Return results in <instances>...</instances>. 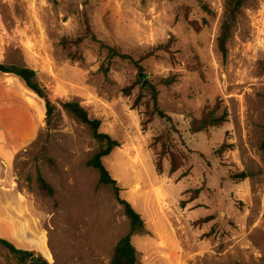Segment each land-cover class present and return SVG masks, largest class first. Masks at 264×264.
<instances>
[{
    "label": "rangeland",
    "instance_id": "rangeland-1",
    "mask_svg": "<svg viewBox=\"0 0 264 264\" xmlns=\"http://www.w3.org/2000/svg\"><path fill=\"white\" fill-rule=\"evenodd\" d=\"M225 2L0 0V62L33 69L57 106L47 118L45 100L26 93L43 107L29 99L37 136L14 166L0 164V204L16 221L0 218L4 240L15 243L17 225L16 247L48 264H111L129 233L113 189L88 166L100 144L62 107L77 101L120 143L103 162L145 221L147 234L132 238L137 264H264V0L243 8L226 57L217 48ZM86 18L100 40L146 57L145 88L129 63L103 73L104 55L88 41L83 61L70 58L63 41L84 35ZM149 85L171 121L150 118ZM218 103L225 125L193 134ZM0 264H19L1 244Z\"/></svg>",
    "mask_w": 264,
    "mask_h": 264
},
{
    "label": "trees",
    "instance_id": "trees-1",
    "mask_svg": "<svg viewBox=\"0 0 264 264\" xmlns=\"http://www.w3.org/2000/svg\"><path fill=\"white\" fill-rule=\"evenodd\" d=\"M250 1L251 0H226L225 2L220 34L217 38V48L224 57L227 56L228 43L232 37L235 27L237 26L243 8ZM204 9L207 12H210L207 6H204ZM87 41L97 46L100 52L104 55V63L101 66L103 73H109L119 62H124L131 64L132 66L136 67L141 72V74H144V68L141 64L146 59V57L142 56L136 59L134 55L123 52L121 48L109 45L106 42L100 40L94 33L88 18H86L85 22L84 35L77 38L65 39L63 41V46L68 51V55L72 60L83 61L84 56L81 47ZM0 72L15 75L24 84L26 89L41 99H44L46 102L47 118L52 117L57 109V106L51 101L47 90L43 88L38 82L37 74L33 69L26 66H6L0 62ZM140 75L137 76L136 83L141 84L144 87V83H142ZM165 82L170 84L171 80H167ZM143 87L141 89V94L142 96L145 93L150 95L148 107L153 108L150 113V118L154 120L155 117H158L171 121V118L167 116V114L159 106V92L156 86L149 85L146 91L143 90ZM127 95H130V92H127ZM140 99L141 98L139 97L135 101L134 107L137 106ZM62 107L74 119L87 126L92 131L94 139L100 144L98 152L88 162V166L98 172L100 185L111 187L113 189L117 202L123 208L124 214L130 222V231L117 243L112 255L111 264H137V251L132 243V238L134 236L146 235V224L137 210H135V208L128 201L120 197L121 189L118 186V182L111 176L103 162V160L109 157L115 149L120 147V143L113 139L109 134L101 132L102 122L98 119H92L89 116L88 111L79 102H65L62 104ZM220 109L221 104L218 103L214 109L205 111L199 119L192 123L191 132L193 134H198L207 132L210 129L222 128L227 121V114H220ZM262 147L264 149V139ZM179 170L180 167H177L174 160H172L170 170L171 173L175 174ZM236 178L244 180L247 178V176L245 174H239L236 176ZM38 183L40 190L44 195L50 198L54 197V189L40 173L38 174ZM197 195L198 192H195L193 195V201L197 199ZM211 219V217H208L203 220V222H209ZM0 244L8 249L11 255L17 259L19 264H38L37 262H31V259L36 255L34 252L19 249L14 244L1 238ZM39 259L41 261L40 264H48V262L42 257Z\"/></svg>",
    "mask_w": 264,
    "mask_h": 264
},
{
    "label": "crops",
    "instance_id": "crops-1",
    "mask_svg": "<svg viewBox=\"0 0 264 264\" xmlns=\"http://www.w3.org/2000/svg\"><path fill=\"white\" fill-rule=\"evenodd\" d=\"M28 91L18 77L0 72V164L6 168L15 165L20 154L37 136V109L29 99H33L40 107L43 106L40 99L28 96ZM0 218L16 223L15 219L5 214L2 204ZM0 238L3 239L1 235ZM18 241L20 234L16 225L15 243H10L16 246ZM20 249L26 250L22 246Z\"/></svg>",
    "mask_w": 264,
    "mask_h": 264
},
{
    "label": "water",
    "instance_id": "water-1",
    "mask_svg": "<svg viewBox=\"0 0 264 264\" xmlns=\"http://www.w3.org/2000/svg\"><path fill=\"white\" fill-rule=\"evenodd\" d=\"M140 78L145 80L144 81V88H145L147 86V83H148V81H147L148 76L146 74H141ZM31 262H37L38 264H40L41 261L38 257L35 256L31 259Z\"/></svg>",
    "mask_w": 264,
    "mask_h": 264
},
{
    "label": "bare ground",
    "instance_id": "bare-ground-1",
    "mask_svg": "<svg viewBox=\"0 0 264 264\" xmlns=\"http://www.w3.org/2000/svg\"><path fill=\"white\" fill-rule=\"evenodd\" d=\"M139 188H140V186H137V189L139 190ZM163 245H165L164 243H163Z\"/></svg>",
    "mask_w": 264,
    "mask_h": 264
}]
</instances>
